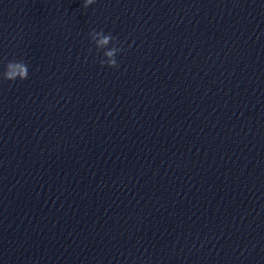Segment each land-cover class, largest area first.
Returning a JSON list of instances; mask_svg holds the SVG:
<instances>
[{
  "label": "clouds",
  "instance_id": "9594fccd",
  "mask_svg": "<svg viewBox=\"0 0 264 264\" xmlns=\"http://www.w3.org/2000/svg\"><path fill=\"white\" fill-rule=\"evenodd\" d=\"M95 3V0H84L83 7L87 8L88 6ZM91 40L95 43L97 51H103V59L100 60V64L107 65L109 68L119 67L116 56L122 51L121 47H118L119 41L116 40L110 33L105 34L102 30L89 33ZM112 45L109 47V45ZM28 66L23 61L12 60L9 61L5 70L2 74L4 80L15 82L17 80L23 81L28 78Z\"/></svg>",
  "mask_w": 264,
  "mask_h": 264
}]
</instances>
